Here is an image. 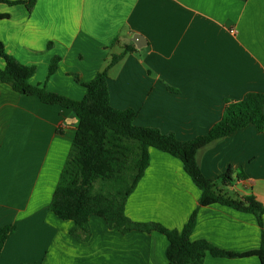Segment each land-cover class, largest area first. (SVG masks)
<instances>
[{
  "label": "crops",
  "instance_id": "0c3cea01",
  "mask_svg": "<svg viewBox=\"0 0 264 264\" xmlns=\"http://www.w3.org/2000/svg\"><path fill=\"white\" fill-rule=\"evenodd\" d=\"M7 1L0 0V43L19 63L36 67L33 86L81 101L83 85L111 55L134 48L110 70L108 87L112 107L137 112L136 126L188 142L222 120L226 100L264 94V0H37L31 11ZM135 34L146 46L133 42ZM53 57L61 58L60 66L47 80ZM77 120L70 108L0 82V227L15 226L0 264H170L161 232L122 234L91 215L90 241L82 242L70 234L73 222L50 211ZM150 157L128 198V218L182 230L198 212L191 241L206 240L229 253L259 250L255 214L200 205L202 191L179 159L157 149ZM196 160L209 180L231 168L233 183L218 182L219 191L233 200L253 197L264 207V132L255 125L202 147ZM260 262L208 254L204 264Z\"/></svg>",
  "mask_w": 264,
  "mask_h": 264
},
{
  "label": "trees",
  "instance_id": "16d2710c",
  "mask_svg": "<svg viewBox=\"0 0 264 264\" xmlns=\"http://www.w3.org/2000/svg\"><path fill=\"white\" fill-rule=\"evenodd\" d=\"M7 2L11 5L25 3L31 11L37 0ZM117 42L118 38L110 46ZM134 52V48L126 46L123 52L112 54L107 67L90 83L83 85L87 89L85 98L75 101L50 92L45 87L31 85L30 79L35 75L36 67L22 65L9 56L0 43V57L6 62L5 68H0V82L8 84L20 94L37 97L46 104L70 108L78 119L75 139L55 189L50 211L61 220L73 222L75 227L70 234L82 242L88 241L92 234L89 224L91 215L103 218L110 229L122 234L135 230L161 232L169 242L166 255L170 264H204L208 254L228 259L256 256L264 264V207L253 197L233 200L219 191L218 182L225 185L233 183L235 172L231 168L219 179L209 180L202 174L196 160V154L202 147L249 125H255L257 131L263 133L264 94L250 93L246 100L240 102L226 100L222 120L207 134L188 142L180 141L172 133L136 126L134 122L138 114L135 110H120L110 104L109 72ZM60 62V57H53L47 80L56 74ZM74 77L79 82L76 75ZM151 149L162 151L183 163L186 174L202 191L200 205L219 204L255 214L262 228L259 250L243 254L229 253L206 240L191 241L198 212L192 214L182 230H169L158 223L139 224L128 218L125 214L126 204L150 166ZM13 231V225L0 227V257Z\"/></svg>",
  "mask_w": 264,
  "mask_h": 264
},
{
  "label": "water",
  "instance_id": "95a60500",
  "mask_svg": "<svg viewBox=\"0 0 264 264\" xmlns=\"http://www.w3.org/2000/svg\"><path fill=\"white\" fill-rule=\"evenodd\" d=\"M133 42L139 47L142 48L143 46H146V42L145 39L139 35V34H135L133 37Z\"/></svg>",
  "mask_w": 264,
  "mask_h": 264
},
{
  "label": "rangeland",
  "instance_id": "374dc122",
  "mask_svg": "<svg viewBox=\"0 0 264 264\" xmlns=\"http://www.w3.org/2000/svg\"><path fill=\"white\" fill-rule=\"evenodd\" d=\"M51 63H52V60H51ZM51 63H50V65H51ZM59 66H60V64H59ZM50 68V67H49ZM88 241H90V240H88ZM88 241H86V242H88Z\"/></svg>",
  "mask_w": 264,
  "mask_h": 264
}]
</instances>
